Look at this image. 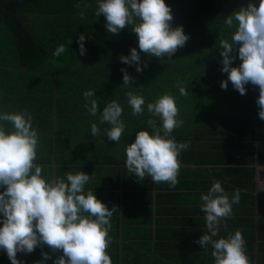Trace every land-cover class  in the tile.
<instances>
[{"label":"crops","instance_id":"0c3cea01","mask_svg":"<svg viewBox=\"0 0 264 264\" xmlns=\"http://www.w3.org/2000/svg\"><path fill=\"white\" fill-rule=\"evenodd\" d=\"M63 11L46 16H62L74 25L27 22L43 47L42 56L30 60L28 67L21 65L13 44L5 41L9 33L0 25V114H31L40 138L35 163L43 166V178L66 182L67 172L81 171L92 176L85 193L93 191L109 209L118 207L111 219L112 244L107 250L112 264H214L211 246L205 252L196 241L206 233L201 194H207L212 182L218 180L229 198L238 189L241 200L233 205V217L222 222L227 228L222 226L214 239L240 230L249 260L264 264V121L259 119L256 105L259 89H252V99L245 104L244 95L230 84L227 90L220 87L221 78L211 76L197 82L192 53L183 48L171 60L141 52L140 66L147 67L137 73L136 65L119 59L129 56L131 48L140 51L131 25L118 35H110L105 26L102 30L100 26L101 34L95 29L89 32L88 19L80 18L81 11ZM177 26L183 27L172 24ZM81 34L85 35L83 56L77 44ZM60 44L67 51L54 57L52 53ZM121 69L134 78L129 86H123ZM178 81L183 82L187 96L180 95ZM87 90L95 93L96 116L84 107ZM128 92L144 98L142 115L132 116ZM164 94L175 98L178 119L184 122L170 138L190 145L180 154L175 189L165 183L154 184L150 177L138 181L125 167V148L135 141L136 133L153 134L147 104ZM113 100L123 108L121 119L126 126L119 145L104 136L111 125L100 123V113ZM92 123L101 129L100 135H92ZM0 124L12 130L11 124ZM42 252L52 257L43 264H53L62 255L37 247L31 254L18 253L17 259L36 264L43 259ZM0 264H11L3 250Z\"/></svg>","mask_w":264,"mask_h":264},{"label":"clouds","instance_id":"9594fccd","mask_svg":"<svg viewBox=\"0 0 264 264\" xmlns=\"http://www.w3.org/2000/svg\"><path fill=\"white\" fill-rule=\"evenodd\" d=\"M80 7L79 4L76 5ZM89 7V5H85ZM172 10L165 0H98L95 15L103 16L105 28L110 35H118L132 26V33L138 39V48L130 49L129 56H120V62L136 65V72L142 73L147 64L141 67L140 53L163 59L171 57L186 45L189 36L183 27H172ZM81 19L85 12L79 13ZM224 24L235 28L231 43L227 39L219 40L220 56L223 57L221 71L227 74L220 87L227 90L229 82L240 95H246V85L258 87L256 99L258 116L264 121V0H249L247 6L237 8L227 15ZM79 53L85 55V35L77 40ZM238 50V57L233 55ZM67 51L60 44L53 51L59 57ZM241 63L233 67L236 59ZM123 73V86L133 81L126 69ZM183 82L176 87L181 96H187ZM85 109L96 116L99 105L94 91L83 93ZM132 116L144 113L145 100L132 92L127 93ZM151 114L148 131L136 133L135 141L125 148V167L135 175L138 181L150 177L154 184L165 183L175 189L179 183L181 169L180 154L190 147L187 143H178L170 138L173 131L183 125L178 119L179 109L171 94L160 96L155 102L147 104ZM123 108L113 100L100 113V123H108L104 136L119 145L125 130L121 119ZM0 122L12 125V130L0 124V250L6 252L11 264H24L17 259V254H31L37 247H47L52 253H61L53 264H112L108 248L112 244L109 233L112 230L111 219L118 207L109 209L96 198L93 191L85 193V185L92 176L81 171L66 173L64 179L46 180L43 178V166L35 163L39 148V134L32 125V116L27 111L20 113H2ZM159 125V126H158ZM93 136L101 134L96 123L91 124ZM163 133V134H161ZM201 211L205 214L206 233L196 241L207 252L211 246L214 264H252L246 255V241L240 230L229 234L227 238L214 239L218 236L222 223L233 217V205L241 200L237 189L231 198L214 180L207 194H201ZM123 216L122 214H120ZM43 264L52 257L42 252Z\"/></svg>","mask_w":264,"mask_h":264},{"label":"trees","instance_id":"16d2710c","mask_svg":"<svg viewBox=\"0 0 264 264\" xmlns=\"http://www.w3.org/2000/svg\"><path fill=\"white\" fill-rule=\"evenodd\" d=\"M72 2L80 4L81 11L87 13L85 16L90 26L88 31L91 32L95 29L96 33L101 34V30L106 24L105 18L97 17L94 11L83 9L85 5L92 7L95 4L96 6L98 0H0V25L10 35L9 39H7L8 36L5 37V41L13 44L21 65L28 67V62L34 57H41L43 52L42 45L40 48L38 44L40 39L29 30L27 22L31 21L40 25L46 23H54L56 26L74 25L72 21L64 20L65 18L62 16H46V14L64 12L56 7ZM248 2L249 0H165L166 5L172 10V24L183 25L184 34L190 37L183 49L192 53L191 61L196 63L194 69L196 68L197 82L203 83L211 76L221 78L222 81L227 79V74L221 71L223 57L220 56L219 40L227 39L231 43V36L235 28H228L224 24V20L237 8L246 7ZM256 2L258 4L259 0ZM73 33L76 32L73 30ZM233 55L238 57V50ZM240 63L241 61L237 58L232 66L238 67ZM229 84L231 85L230 82ZM245 87L247 92L244 99L247 104L252 99V89L258 87L251 84Z\"/></svg>","mask_w":264,"mask_h":264},{"label":"rangeland","instance_id":"374dc122","mask_svg":"<svg viewBox=\"0 0 264 264\" xmlns=\"http://www.w3.org/2000/svg\"><path fill=\"white\" fill-rule=\"evenodd\" d=\"M78 3H76V2H72L71 4H66V5H62V6H64V7H62V6H57L56 7V9L57 8H60L62 11L65 9L66 11H68V10H76V11H81V5H80V7L79 8H77L76 7V5H77ZM98 4V3H97ZM54 8V7H53ZM96 8H97V5L95 6V4L92 6V7H84L83 9H86V10H91V11H94L95 12V10H96ZM44 22L46 23V20H44Z\"/></svg>","mask_w":264,"mask_h":264},{"label":"built area","instance_id":"2783aa9c","mask_svg":"<svg viewBox=\"0 0 264 264\" xmlns=\"http://www.w3.org/2000/svg\"><path fill=\"white\" fill-rule=\"evenodd\" d=\"M261 187L264 188V181H262V183H261Z\"/></svg>","mask_w":264,"mask_h":264}]
</instances>
